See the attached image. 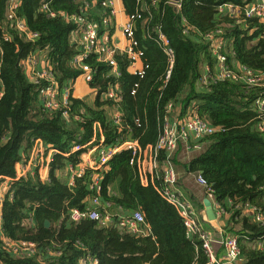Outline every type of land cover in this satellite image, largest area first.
<instances>
[{
  "label": "trees",
  "instance_id": "16d2710c",
  "mask_svg": "<svg viewBox=\"0 0 264 264\" xmlns=\"http://www.w3.org/2000/svg\"><path fill=\"white\" fill-rule=\"evenodd\" d=\"M257 1L122 0L128 18L141 16L135 22V49L143 53L145 74L130 72L126 54L117 55L118 78L90 56L83 64L94 70L89 84L97 92L93 104L72 96L67 107L49 111L41 99L45 86L28 78L24 61L38 54L63 89L83 73L74 63L81 52V25L75 19L98 23L100 35L111 36L115 18L102 0H0V178L14 179L13 198L8 194L0 200V264H80L84 257L97 264H208L201 240L188 233L175 206L153 186L142 184L131 150H122L100 170L86 169L74 184L66 178L68 165L81 163L84 152L73 153V147L94 138L93 146H100L96 158L126 141L142 149L156 145L165 120L172 119L170 104L181 117H199L217 129L212 136L189 140L188 151L200 154L187 163L173 157L174 166H181L185 176H202L225 207L224 236L239 238L241 256L235 264H264V248L259 247L264 226L256 222L257 212H251L264 213V132L259 129L264 118L256 110L264 99V23L219 10L226 3L244 8ZM19 22L25 31L18 29ZM28 33L38 37L30 41ZM159 33L174 50L172 64L157 42ZM215 40L224 43L221 54L227 66L236 73L238 66L251 70L260 80L257 85L218 79ZM205 66L211 69L209 83L200 85ZM116 86L119 122L113 118L116 104L106 99ZM38 140L60 152L53 156L49 181L43 183L37 175L16 180L18 165ZM166 157L161 154V166ZM92 176L101 180L97 190ZM95 198L99 211L111 215V225L103 220L70 222L71 210L85 211ZM199 207L204 209L203 202ZM138 212L145 217L139 232L120 227L121 220ZM5 241L34 243L37 252L14 255Z\"/></svg>",
  "mask_w": 264,
  "mask_h": 264
},
{
  "label": "built area",
  "instance_id": "2783aa9c",
  "mask_svg": "<svg viewBox=\"0 0 264 264\" xmlns=\"http://www.w3.org/2000/svg\"><path fill=\"white\" fill-rule=\"evenodd\" d=\"M182 1L183 0H181V2ZM102 6L106 9H110L113 16L117 15L114 0H102ZM219 10L221 13L229 14L235 18L245 15L248 19L258 18L262 23H264V0H258L257 2L247 5L244 8L235 6L232 3H226L223 4ZM139 18H141L139 15L129 18L127 17V22L124 25L123 32L128 42L124 45L116 44L114 38L108 34L101 36L100 26L98 23L85 21V19L81 17L75 19V21L81 25L79 30L81 52L75 57L74 63L83 70L80 78L87 83L88 86L94 79V70L90 66L83 63L90 56L96 57L99 62L107 64L111 67L110 74L118 78L120 76V72L118 68L117 55L121 53L126 54L130 61V68L134 69V72L132 73L140 76L145 74L142 62L143 53L141 51H136L135 49L138 46V43L135 41V22ZM18 29L21 32L25 31V24L23 22H19ZM27 36L30 41H35L38 37L35 33H28ZM157 42L164 47V52L169 57V61L172 64L174 61V50L170 47V42L167 37L164 34L159 33ZM223 47V41L215 40L213 42L212 53L218 59L216 64L218 79L244 81L249 86L257 85L260 80L254 76L251 70L238 66L240 72L236 73L233 71L234 68L227 66V58L221 54ZM137 63H139L141 67L135 68ZM23 64L28 78L36 85L45 86L41 97L45 109L49 111H57L68 106L69 99L73 96L75 86L74 83L64 87L63 89L60 88L59 83L53 77L50 64L47 61L40 60L38 54L31 55L24 61ZM210 72L211 69L205 66L203 75L200 78V85H207L209 83ZM117 88L118 87L116 86L106 94V99L112 100L116 104L113 111V118L115 122H119L121 119L119 114L120 107L118 105L121 98L118 95ZM92 92L94 96L97 95L96 91ZM174 109L173 104L168 106V111L170 113L172 112V119L165 120L163 132L161 133L157 144L148 146L146 149H142L137 142L126 141L117 147L102 152L101 155L96 158L94 155H96L100 146H93L95 138L92 142L86 145L73 147V153L84 151L83 153L88 152V155H92L94 158L92 166L84 167L83 164H81L78 167H74L71 165L69 168L71 172L69 182L70 184H74L75 179L82 178L88 168L95 171L100 170L122 150H131L133 156L132 164H136L142 184L144 186H153L165 200L175 206L181 217L185 220L188 233L198 236L201 240L202 249L209 259L208 264H235L241 256L239 238L232 235L226 236L222 242L224 254L222 257L217 256L214 249L216 244L214 234L204 225L193 204L188 199H185L182 192L178 189V175L171 160V158L173 159V155L177 151L180 144H186L191 139L196 141L212 136L217 132V129L211 127L207 122L199 117H181ZM256 110L259 117L264 118V99L258 100ZM175 113L177 116H175ZM64 116L69 118L70 112L68 110L64 111ZM259 129L264 132V122L263 126L259 127ZM201 148L202 147H199L197 151H201ZM58 153L60 152L56 148L46 145L41 140L36 141L32 148L30 157L18 165L16 180H20L29 175H37L41 182H48L50 165L53 160V156ZM163 153H165L167 157L163 162V166H161L160 157ZM44 170L47 171L45 174H43ZM20 172L21 175H19ZM13 180L14 179H11L10 185H8V194H10L9 196L11 198H13V194L10 193ZM197 180L200 186L204 188L206 196L212 201L214 209H216L217 220L223 223L226 217L225 207L216 202L213 191L202 176H198ZM100 183V178L95 176L93 178L94 190H97L100 187ZM0 197L1 202H3L6 196L3 197L0 195ZM89 206L90 208L85 211L78 209L71 210L68 215L70 222L77 224L86 219L103 220L111 225V215H104L99 211L100 201L97 198L93 199ZM251 212L254 214L257 212L255 220L257 223L264 226V213L257 211L256 208H252ZM32 216L33 212L29 215V223L31 225H33ZM144 222V214L138 212L133 214L131 217L121 220L119 225L122 228H128L137 233L139 232V225ZM5 239L6 238H4V240ZM5 246L14 255L30 256L35 255L37 252V245L31 242L23 241L16 243L5 241ZM259 247L264 248V241L259 244ZM80 264H97V262L89 257H84L80 260Z\"/></svg>",
  "mask_w": 264,
  "mask_h": 264
},
{
  "label": "crops",
  "instance_id": "0c3cea01",
  "mask_svg": "<svg viewBox=\"0 0 264 264\" xmlns=\"http://www.w3.org/2000/svg\"><path fill=\"white\" fill-rule=\"evenodd\" d=\"M114 3H115V8H116V6H117V0H114ZM114 18H115V21H116V23H114V26H115V31L113 32V34L111 35L113 38H114V41H115V43L116 44H120V45H124V44H127V42H128V40L125 38V36H124V32H123V29H124V25L126 24V22H127V16H126V14H125V12H124V10L122 11V16L121 17H119L118 18V13H117V15L116 16H114ZM139 67H141V65L139 64V63H137L136 64V66H135V68H139ZM130 71L131 72H134V69L133 68H130ZM81 78H79V79H77V81L74 83L75 84V86H74V90H73V96L75 97V98H82V99H87V101H89V103H93V96L94 95H87L88 93H89V90H91L90 89V87L88 86V84L87 83H85L82 79V82L86 85V87H87V89H86V93L84 92L83 93V89L82 88H80V86H79V83H78V80H80ZM175 116H177V114L175 113ZM182 149H183V151H185L187 154H189V155H193V156H190L188 159H190V161L194 158V155L195 154H197V153H199V152H190V151H188V149H187V147H186V145L185 144H181V146H180ZM186 149H185V148ZM181 150H177L175 153H174V155H173V157H176V158H178V153L180 152ZM83 154V153H82ZM82 154H80V156H79V158L81 159V163H79L78 165H77V167L79 166V165H81V164H83L84 162H85V165H89V166H92L93 165V159H91V158H89V156H83V157H81L82 156ZM97 154V153H96ZM95 156V155H94ZM94 158V157H93ZM175 159V158H174ZM189 161V162H190ZM184 163H187V162H184ZM70 166L71 165H68V167H67V169H66V175H67V177L66 178H70L71 177V172H70V170H69V168H70ZM190 176L191 175H188L187 177H188V179H190ZM194 177H196V179H197V176L196 175H193ZM178 177H179V175H178ZM179 180H181V178H178V184H179ZM8 185H10V181H7L6 179H1L0 178V195H2L3 197H5V196H7L8 195ZM178 189L182 192V194H183V197L185 198V199H187L186 198V196H185V193L183 192V190L181 189V188H179L178 187ZM185 191V190H184ZM190 193V192H189ZM187 194V193H186ZM192 197H194L193 199L195 200V201H197L198 203H202L203 202V205H204V200H205V198H209V197H207L206 196V193H205V190H204V188L202 187L201 189H197L196 191H195V196L193 195V194H191L190 193V198H192ZM212 202V201H211ZM201 209V208H200ZM213 209H214V206H213ZM202 210V212H203V215H202V217H203V219H204V222L207 224V223H209L210 225V227H212V229H213V231H211L213 234H217L218 236H219V239L218 240H216V244H215V246H214V249H215V251H216V254H217V256L218 257H222L223 256V254H224V249H223V246L221 245L222 244V242H223V240H224V238H225V236L224 235H226V233L224 232V230H223V228H222V223L221 222H219L218 220H217V222H218V224H219V228H215L214 226H212V224L210 223V222H208L206 219V214H205V206H204V209H201ZM214 211H215V213H216V209H214ZM208 225V224H207ZM208 228V227H207ZM214 231H215V233H214Z\"/></svg>",
  "mask_w": 264,
  "mask_h": 264
},
{
  "label": "rangeland",
  "instance_id": "374dc122",
  "mask_svg": "<svg viewBox=\"0 0 264 264\" xmlns=\"http://www.w3.org/2000/svg\"><path fill=\"white\" fill-rule=\"evenodd\" d=\"M116 11L118 13V18L122 16V11H123V4H122V0H117V6H116ZM78 83H79V86L80 88L83 89V93L85 92L86 93V85L82 82V80H78ZM87 95H93V92L91 90H89V93ZM89 103V101H87ZM90 105H92L93 103H89ZM181 145V144H180ZM178 147L177 150H181L179 153H178V160L179 162L181 163H184V162H189L190 159H188L190 156H193V155H189L187 154L185 151H183V149L180 147ZM185 148V147H184ZM186 149V148H185ZM200 153H197L194 155V157H196L197 155H199ZM83 156H89L88 155V152H85L82 154L81 157ZM89 158L93 159V156L90 155ZM83 166L86 167V166H89V165H85V162L83 163ZM174 166V165H173ZM174 169L175 171L177 170V173H179V178H181V180H179V184H178V187L181 188L183 190V192L185 193V196L186 198L193 204V206L195 207L196 211H197V214L198 216L200 217V219L204 222V219L202 217L203 215V212L202 210L200 209L199 205L200 203H198L197 201H195L194 199L190 198V193L193 194L195 196V191L197 189H201L202 187L200 186V184L198 183V180L196 179V177H194L193 175L190 176V179H188L187 176H185L181 171H182V168L181 166H174ZM47 171L44 170L43 171V174H45ZM19 175H21V172L19 173ZM198 178V176H197ZM11 179L13 178H6L7 181H10ZM185 190V191H184ZM190 192V193H189ZM187 193V194H186ZM199 204V205H198ZM204 225L206 227H208V225L204 222ZM209 229V227H208ZM210 230V229H209ZM212 231V230H211ZM215 233V231H214ZM219 239V236L215 233L214 234V240H218ZM222 245V244H221Z\"/></svg>",
  "mask_w": 264,
  "mask_h": 264
},
{
  "label": "water",
  "instance_id": "95a60500",
  "mask_svg": "<svg viewBox=\"0 0 264 264\" xmlns=\"http://www.w3.org/2000/svg\"><path fill=\"white\" fill-rule=\"evenodd\" d=\"M175 3H179L180 0H172ZM204 206H205V214H206V220L212 224L215 228H219V224L217 222L216 213L213 209V204L209 198H205L204 200ZM110 225V224H108ZM46 227H50V222H46Z\"/></svg>",
  "mask_w": 264,
  "mask_h": 264
}]
</instances>
